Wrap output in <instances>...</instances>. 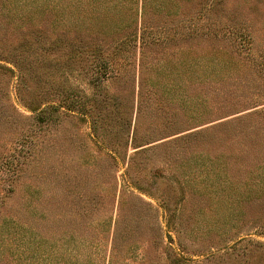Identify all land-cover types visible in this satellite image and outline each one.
<instances>
[{"label":"rangeland","instance_id":"374dc122","mask_svg":"<svg viewBox=\"0 0 264 264\" xmlns=\"http://www.w3.org/2000/svg\"><path fill=\"white\" fill-rule=\"evenodd\" d=\"M255 1H227L230 18L225 23L232 33L223 41L210 35L205 39L183 40L179 35L181 28L177 27V36L173 35L174 27L167 31L161 44L151 43L144 47L138 42L128 44V51H121L124 55H119L109 69L111 73L96 67V59L87 54L81 55L79 62H73L67 77L77 89L94 98L90 118L97 120V142L113 146L115 139L121 138L122 158L125 159L126 155L132 156L143 149L148 141L165 142L230 117L252 115L255 110L264 108V1ZM185 12H195L194 4L183 3L177 17ZM209 21L213 26L219 19L213 15ZM197 24L200 23L190 24L191 31H195L193 26ZM243 32L250 37L244 42ZM81 37L83 45L92 46L96 42L91 37ZM59 60L60 65H41L38 74L45 78L47 72L52 73L54 68L67 62ZM206 69L213 71L202 74ZM28 86L35 93L42 91L43 100L55 98L51 88L40 90V83L30 81ZM214 86L222 89L225 99L218 102L226 104L228 107L224 110L230 113L225 117H222L225 114H211L204 125L196 126L201 96L209 94L214 98L211 92ZM3 87L1 99L7 103V115L0 120V264L55 263L53 251L65 242L66 236H62L65 230L73 225L78 230H91L84 221L85 209L91 211L95 222L103 224L96 229L102 242L99 245L100 264L107 256L108 238L112 236L115 264H174V253L181 254L183 264L242 263L240 256L216 258L224 251L216 250L221 247L216 235L229 232L223 239H233L239 225L232 228L229 221L219 224L221 221L216 219L214 211L205 209L193 217L189 202L182 218L177 217L172 228H167L169 234L166 235L161 227L165 219L161 217L163 209L156 198L167 185L160 187L159 173L163 170L164 177L173 175L184 181L186 193L200 194L198 182L190 181L202 169L198 164L199 146L181 150L180 159L187 161L182 164H179L180 159L175 161L176 158L166 163L161 160L163 157L149 159L144 175H139L130 160L126 169V174H130V186L119 176L125 168L117 172L114 181V167L111 166L112 182L108 184L109 189L101 190L105 186L101 178L105 176L106 155L90 137L94 136L90 118L76 114L61 116L55 122L37 121L6 79ZM210 102L207 103L210 105ZM15 109L23 116L16 114ZM181 130L183 132H178ZM130 135L135 139L127 146ZM154 169H157L156 177L152 178ZM138 186L146 190L139 191ZM119 192L121 196L115 202L114 193ZM111 217L116 222L108 232ZM130 218V230L124 229ZM72 220L77 223L73 224ZM247 231L251 240L264 242V232L250 228ZM66 243L69 244L68 240ZM245 245L248 253L243 258H261L260 264H264L263 248L256 250L250 244Z\"/></svg>","mask_w":264,"mask_h":264},{"label":"trees","instance_id":"16d2710c","mask_svg":"<svg viewBox=\"0 0 264 264\" xmlns=\"http://www.w3.org/2000/svg\"><path fill=\"white\" fill-rule=\"evenodd\" d=\"M227 1L0 0V120L7 115V103L1 99L3 88L5 89L3 87L5 79L8 85L12 84L15 92L23 101L24 107L29 109L37 121L55 122L61 116L76 114L84 119L90 118L92 111L90 105L94 98L85 94L81 89H77L67 77L71 65L73 62H79L81 55L92 56L97 61L96 67L104 73L107 71L111 73L112 70L109 69H112L119 55H124L121 51H128V44L138 42L140 47L151 43L161 44L166 39V33L170 28L175 27L173 34L175 36L181 28L179 35L183 40L194 37L205 39L210 35L223 41L232 33L229 25L225 23L230 18ZM260 1L264 0L255 2ZM183 3L194 4L195 12H185L177 17V11ZM213 15L219 19V22L217 25L214 22L212 26L209 20ZM194 21L200 24L193 26L195 31H191L190 24ZM242 34L244 42L249 35L245 32ZM81 35L91 37L96 42L92 46L83 45L81 42H84V39ZM104 41L107 43H102ZM105 44H107L106 47H104ZM59 59L67 62L54 68L55 71L52 73L47 72L45 78L38 74L37 71L41 65H60ZM211 71L213 70L206 69L202 71V74L208 75L212 73ZM30 81L35 84L40 83V90L51 88L55 98L41 99V96L45 94L42 91L35 93L33 88L29 89ZM221 90L214 86L211 89L214 98H211L209 94L201 96L198 104L201 112L197 122L200 124L196 123V126L204 125V121L211 114L214 116L225 114L222 117L229 115L227 113L230 112L224 110L228 106L223 102H218L220 99H225ZM219 94L221 95L218 96ZM207 102H210V105ZM15 112L23 116L16 109ZM263 112L264 108L255 110L251 113L252 115L242 114L230 117L211 126L201 127L193 132L170 138L165 142L148 141L143 149L136 151L132 156L126 155L125 159L122 158L124 144L121 138H116L113 146H108L106 143L99 144L96 139L98 136L95 134L97 133V120L90 118L94 135L90 137L95 140L97 146L104 150L106 155L105 176L101 178L105 186L101 190L109 189L108 184L112 182L110 180L111 169H109L111 166L114 167V181L117 180V172L125 168L119 176L124 178L126 186H130V174H126L130 160H133V168L137 169L139 175H144L149 159L163 157L161 159L164 160L163 163L175 158L177 161L180 159L178 154L183 148L197 145L200 147L197 152L200 163H197L202 169L190 181L198 182L196 186L201 190L200 194L192 193L190 190L186 193L183 186L184 181L173 175L164 177L163 170L159 173L160 187L167 185L161 190L165 194L160 192L156 198L163 209L161 217L165 219V224L161 223V227L166 235L169 234L167 228H172V224L178 220L177 217L182 218L185 206L191 202L190 215L193 217L208 209L211 212L214 211L216 219L221 221L219 224L225 225V222L229 221L232 228L239 225L237 226L239 230L234 233L233 239H223V235L229 232L222 231L216 235L221 245L216 250H224L216 258L228 255L233 258L240 256L241 264H260L262 263L261 258L249 260L243 256L248 253L244 250L245 243L254 246L256 250L260 248L264 250V242L251 240L248 238L249 232L247 231L250 228L264 232V131H262L264 121H261L264 118ZM178 132H183V130ZM134 139V135H130L126 145L129 146ZM105 141L107 142L106 139ZM160 149L163 150L159 151ZM212 153H215L213 157ZM184 162L187 161L181 158L179 164ZM156 171L157 169H154L152 178L156 177ZM172 181L175 184H172ZM138 187L139 191L146 190ZM120 196V192L114 193V201H118ZM138 197L142 199L141 196ZM84 211V221L91 227V230H78L74 225L71 229L65 230L62 233L64 238L66 236L65 242L53 251L52 257L55 256L56 261L52 264H100L99 245L102 242L97 236L96 229L103 224L95 222L90 210L85 209ZM72 221L73 224L77 223L76 220ZM115 222L111 217L109 229L106 231L110 232ZM139 223L138 221L137 225ZM125 226L127 228L124 229L130 230L132 218L125 223ZM112 230L114 234V228ZM67 240L69 244L66 243ZM108 240L107 256L103 264H115L112 260V251L115 247L114 236ZM181 247L184 248V246ZM182 251L180 249V252ZM173 256L174 264H183L184 259L180 253H174ZM261 256L263 257L264 254L262 253Z\"/></svg>","mask_w":264,"mask_h":264}]
</instances>
